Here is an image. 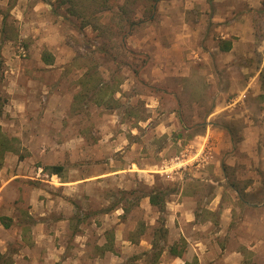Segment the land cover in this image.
<instances>
[{"label": "rangeland", "instance_id": "rangeland-1", "mask_svg": "<svg viewBox=\"0 0 264 264\" xmlns=\"http://www.w3.org/2000/svg\"><path fill=\"white\" fill-rule=\"evenodd\" d=\"M81 1L0 0V135L14 148L0 160V218L12 220L0 221V264H153L162 224L157 264H264V0L190 6L185 17L204 15V28L180 44L189 53L195 43L200 58L176 53L172 65L163 0L126 49L125 0L105 13ZM224 40L233 55L219 53ZM86 72L112 101L76 99ZM213 109L221 140L207 136ZM55 165L61 177L45 170ZM158 191L168 194L163 221L149 199Z\"/></svg>", "mask_w": 264, "mask_h": 264}, {"label": "trees", "instance_id": "trees-1", "mask_svg": "<svg viewBox=\"0 0 264 264\" xmlns=\"http://www.w3.org/2000/svg\"><path fill=\"white\" fill-rule=\"evenodd\" d=\"M56 1H57V4L59 6H62V5H67V4L70 5L75 0H56ZM83 1H86V0H82L81 2L83 3ZM89 1H93V0H89ZM160 1L161 0H125L124 5H121V7L119 8V13H120V16L122 17V19L117 24L118 25L117 34L119 36L121 35V38H122L121 39V46L124 49H126V45H127L126 44V40H127L126 38H127L128 34H132L134 29L140 23H143L146 20L153 21L155 19L156 13H157V6H158V3ZM93 2L94 3L99 2L101 7H97V9L100 8V11L102 13L110 12V11L114 10L110 6L111 5L110 0H94ZM94 3H93V5H94ZM134 5L137 7L142 6L143 10H142V12L141 11L140 12L142 14L143 20L139 19L138 14H136L139 10H137V12H136L135 8H134V10L129 9V8L132 9V7ZM11 6L9 7V9H11ZM81 10H82L83 14L80 15L79 17L82 18L84 20V24L87 25L88 24L87 19H86L87 10L84 8H81ZM85 10H86V12H85ZM90 11L91 10H89V12ZM72 12L74 13L73 10H72ZM6 15L7 14L3 15V17H4L3 22L6 21ZM88 15H89V13H88ZM127 29H129V30L127 31ZM232 44H233L232 41L224 40V41H221L219 47L222 51L228 52L232 49V47H233ZM108 51L109 50L107 48L102 47V55H104V54L109 55L113 60L116 61V59H117L116 56H114L113 54L110 53V51L109 52ZM131 51H132V49H131ZM133 51H132V53H133ZM1 58H2V55H1V51H0V59ZM43 61L46 64L51 65L54 61V58L50 54H45V55H43ZM261 80H262V86L264 89V73L261 74ZM96 81H97V78L93 72L92 73L86 72L83 79L80 82L81 86H82V91L76 97V99L79 100V97L82 98L84 95H88V92H91V91L94 92V95L98 98L97 102L99 104L102 102H105L106 99L113 97L112 94H113L114 90L110 87L109 84L106 85V84L102 83L99 87H98V85L92 86V83H95ZM86 90H88V91H86ZM112 99L113 98H111V101H112ZM111 101H108V104ZM202 124H205V122H203ZM8 151H14V148L12 147V143H11V141H8L7 139H5V137L0 135V160L3 158L4 154ZM45 170H47L49 172V174H51V175H58L61 177L63 175V172H64V166H62V165L50 166V167L45 168ZM237 192H238V197H240L239 191H237ZM167 195L168 194L164 191H160V192L158 191L155 193H151L149 195L150 203L152 205L158 206L160 208V213L162 215V221L165 218L164 215L166 213L165 197ZM0 221L6 229H9L12 226V220L10 218L2 217V218H0ZM161 227H163V228H160V230L157 231V234H156L157 236L155 238V242L153 243V251H155L156 249L159 250V252H157L154 256L155 258L153 260L154 261L153 264L158 263L159 258L161 256L160 252H163L162 247L160 246L161 242L167 241V234H168L167 230L164 229L165 226L163 224ZM183 242H184V248H185L186 242L184 240H183ZM107 246L109 248L108 251H112L113 241H111L109 243V245H107ZM105 249H104V251H106ZM104 251H102V252H104ZM170 251L174 256L181 257V258L185 257V251L186 250H184V249L178 250L177 245L172 246ZM185 264H199V262H198V259L195 258L192 262L186 261Z\"/></svg>", "mask_w": 264, "mask_h": 264}, {"label": "crops", "instance_id": "crops-1", "mask_svg": "<svg viewBox=\"0 0 264 264\" xmlns=\"http://www.w3.org/2000/svg\"><path fill=\"white\" fill-rule=\"evenodd\" d=\"M210 3H211L210 0H180V4H178V5H181V6L184 5L185 10H184V13H182L183 14L182 20L177 21L175 14L172 12V9H175V7H176L175 2H173L172 0H163L161 8H164L163 10L166 11V14L163 16L165 19V22H167V24H166L167 30H166V34H165L166 40L168 42L175 41L174 43H169L168 44V46H170L169 49L165 50V51H167V53H169V54H167L169 57L168 56L165 57V60H163L164 64L172 65L175 62V59L173 56L176 55V53L181 54L182 57H184V58L188 57V58L193 59V60L200 58L199 51L198 50L196 51L195 49H193V47H195L194 46L195 43H192L189 46V47H192V50H191V52L188 53V52H186L187 51L186 49L188 47L186 48V47L182 46V44H180V42H187L189 40H194L197 36L202 34L200 29L204 28V23H205V22H203L204 15L200 16L201 19L199 20V23H198V22L192 20L191 18L185 17L187 15L186 13H187L188 9H192V7L193 8L197 7L198 9H200V11L203 12L206 9V6H208ZM190 6H192V7H190ZM181 10L182 9L179 8V14H180V12H183ZM184 17L186 20H184ZM176 22L178 23L177 27L175 25ZM198 26L201 28H199ZM176 45H178V47H181V48L177 49L175 47ZM232 46H233V44H232ZM219 50H220L219 53L221 55H224V56L230 55L233 53V47L228 52H224L221 49H219ZM208 55H210V54L208 53ZM166 68H167V66H166ZM209 80H210V78H209ZM212 117H216V112H214V109H213V111H211V113H209L208 118L206 120V127L205 128L208 129L207 136L211 134L213 136V138H216L217 140H221V138L225 135H223V131H221V132L219 131V129H218L219 127H216L218 125H215V123L211 122ZM253 131H254V134H258L257 130L253 129ZM201 135L203 137L206 136V135L204 136V134H201ZM174 257L179 258V259L184 258V257L181 258V257H177V256H174ZM182 262H183V264H185L186 261L183 260Z\"/></svg>", "mask_w": 264, "mask_h": 264}]
</instances>
